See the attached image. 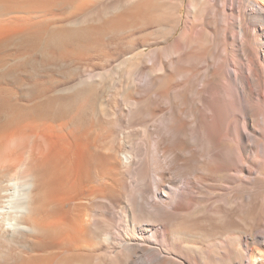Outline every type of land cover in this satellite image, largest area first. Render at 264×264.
<instances>
[{"label":"bare ground","instance_id":"bare-ground-1","mask_svg":"<svg viewBox=\"0 0 264 264\" xmlns=\"http://www.w3.org/2000/svg\"><path fill=\"white\" fill-rule=\"evenodd\" d=\"M0 264H264V0H0Z\"/></svg>","mask_w":264,"mask_h":264},{"label":"rangeland","instance_id":"rangeland-1","mask_svg":"<svg viewBox=\"0 0 264 264\" xmlns=\"http://www.w3.org/2000/svg\"><path fill=\"white\" fill-rule=\"evenodd\" d=\"M27 237H28V239H29V240H30V239H31V240H33L32 238H30V235H29V236H27Z\"/></svg>","mask_w":264,"mask_h":264}]
</instances>
